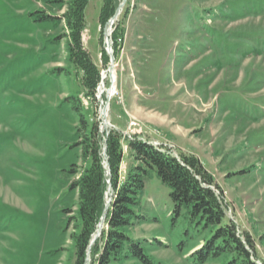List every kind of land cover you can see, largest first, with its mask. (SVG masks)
Instances as JSON below:
<instances>
[{
  "label": "rangeland",
  "instance_id": "obj_1",
  "mask_svg": "<svg viewBox=\"0 0 264 264\" xmlns=\"http://www.w3.org/2000/svg\"><path fill=\"white\" fill-rule=\"evenodd\" d=\"M59 1L0 0V264L74 263L72 184L89 163L81 138L93 119L103 134L116 129L178 158L197 155L264 260V0H127L114 24L124 0L104 24V0H89L82 42L100 70L95 96L69 58L65 21L44 17L63 14ZM106 31L117 74L107 128ZM129 160L125 147L123 174ZM169 193L153 172L143 195L148 220L133 236L153 242L161 264H193L208 232L173 221Z\"/></svg>",
  "mask_w": 264,
  "mask_h": 264
},
{
  "label": "trees",
  "instance_id": "obj_2",
  "mask_svg": "<svg viewBox=\"0 0 264 264\" xmlns=\"http://www.w3.org/2000/svg\"><path fill=\"white\" fill-rule=\"evenodd\" d=\"M120 1L104 0L101 24L113 15ZM59 2L66 6L63 14H45L44 17L65 21L69 58L83 71L82 83L87 93L95 96L100 70L82 42L89 0ZM75 106L80 110L79 102ZM82 121L85 124V120ZM81 144L89 163L82 166L81 173L72 184L78 194L80 220V231L74 233L76 257L73 264H161L148 249L153 242L133 236V229L148 220L143 212V195L153 172L170 188L173 221L185 217L201 235L208 232L201 246L190 254L193 264L210 261L264 264L257 255L253 236L246 231L239 232L237 223L227 215L223 194L217 192L219 186L197 155L181 153L178 158L136 136L127 139L116 129L103 134L100 123L95 119L88 133L83 134ZM125 147L130 160L123 174ZM109 201L101 235L91 245ZM155 245L167 246L159 239L155 240ZM183 246L184 241L180 243L179 251Z\"/></svg>",
  "mask_w": 264,
  "mask_h": 264
},
{
  "label": "water",
  "instance_id": "obj_3",
  "mask_svg": "<svg viewBox=\"0 0 264 264\" xmlns=\"http://www.w3.org/2000/svg\"><path fill=\"white\" fill-rule=\"evenodd\" d=\"M126 1L127 0H124L123 2L120 3L119 7L117 8L115 14L113 15V17L110 19L109 23L110 24H114L115 20L118 18L119 14L121 13V10L122 8L125 6L126 4ZM105 35H106V42L108 44L107 46V51H108V54L110 55V58H111V62H110V65H109V73H110V77H111V80H112V76H113V71H114V63H115V56L113 55V50H112V46H111V38H109L110 36V33L109 31H106L105 32ZM110 94L108 93L107 94V102H106V106L104 107L103 111H102V115H103V118H104V122H103V126L104 127H108L110 126V123L109 121L107 120V105L109 103V100H110ZM106 148L107 146L105 145L104 146V154L106 155ZM110 192L112 193V190L110 189ZM109 204H110V201L107 203V206H106V209L104 211V214H103V217H102V221H101V225H100V228L98 229L95 237L93 238L92 242H91V245L95 242V240L101 235V231H102V226H103V223L105 221V218H106V215H107V211H108V207H109ZM91 247V246H90Z\"/></svg>",
  "mask_w": 264,
  "mask_h": 264
},
{
  "label": "bare ground",
  "instance_id": "obj_4",
  "mask_svg": "<svg viewBox=\"0 0 264 264\" xmlns=\"http://www.w3.org/2000/svg\"><path fill=\"white\" fill-rule=\"evenodd\" d=\"M108 76H104L103 77V80L106 81V78ZM112 79H113V83L112 85H110V87L107 89L109 94H110V97L113 96L115 93V90H116V79H117V74H116V70L114 69L113 71V76H112ZM105 82H103V85L100 87V92L103 93L105 90H106V86L104 85ZM106 92V91H105ZM104 94V93H103ZM107 110V109H106ZM103 125V124H102ZM144 139V138H143ZM150 143V142H149ZM157 143V142H156ZM162 147V146H160ZM164 148V147H163Z\"/></svg>",
  "mask_w": 264,
  "mask_h": 264
}]
</instances>
